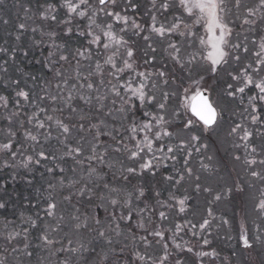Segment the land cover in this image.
Instances as JSON below:
<instances>
[{
	"label": "trees",
	"instance_id": "16d2710c",
	"mask_svg": "<svg viewBox=\"0 0 264 264\" xmlns=\"http://www.w3.org/2000/svg\"><path fill=\"white\" fill-rule=\"evenodd\" d=\"M110 1L87 0L69 13L67 0H0V97L5 98L0 100V264H176L177 259L179 264H260L255 255L247 261L237 252L241 240L234 248L227 226L229 217L243 214L246 194L261 193L258 187V192L237 189L222 207L214 196L209 203L202 197V215L210 217L214 207L223 222L213 218L219 228L200 234L195 224L184 223L170 198L187 174L177 183V167L175 174H167L171 160L142 170L144 148L130 158L137 139L149 134L141 130L150 123L148 98L163 100V93L150 85L144 104L121 85L136 88L149 81L138 73L157 53L141 44L145 37H159L147 27L153 20L148 8L162 1L146 0L149 20H141L139 4L130 0H122L115 11L103 10ZM117 13L129 22L122 26ZM133 22L142 23V29ZM106 31L122 43H110ZM94 37L99 41L92 42ZM105 43L112 46L105 48ZM129 49L132 72H117L123 64L113 68L106 63L112 52L124 56ZM158 65L153 73L159 76L165 64ZM70 86L74 89L67 96ZM250 147L264 152L263 141Z\"/></svg>",
	"mask_w": 264,
	"mask_h": 264
},
{
	"label": "rangeland",
	"instance_id": "374dc122",
	"mask_svg": "<svg viewBox=\"0 0 264 264\" xmlns=\"http://www.w3.org/2000/svg\"><path fill=\"white\" fill-rule=\"evenodd\" d=\"M161 1L162 4H152L148 8L153 13L152 16L156 15L155 23L162 22L160 25L167 29L176 18H179L180 26L174 32L166 31L162 38H159L161 35L155 32L159 37H147V40L142 41L141 44L142 46L148 44L147 47L155 48L154 52L157 53V57L152 59V64L146 65L147 69L142 70L145 79L149 78L148 82L144 80L143 92L152 85L160 90L159 94L163 93V100L155 96L150 103L146 102L150 107V110L146 109V111L149 113L152 131L147 136L152 141V151L150 152L147 146L143 147L148 151L143 153V157H147L142 163L151 161L150 168H152L154 163L159 164L160 167L168 164L169 160L173 161L167 174H175L177 167L179 173L173 176L177 183L187 174L186 178L176 186L170 198L178 210L181 209L179 201H184V211L180 210L184 214V223L195 224L200 234H205L213 227L219 228L220 225L217 222L222 223L223 220H219L218 216L215 217L217 211L214 207V210L209 211L210 217L202 215L205 203L201 201L202 197L208 198V203L215 197V204L222 207L227 196L232 198L234 192L241 187L246 192L248 190L258 192V184L264 187V152L259 148V151L258 149L254 151L250 147L251 144L264 142L263 134L256 136L257 132L264 131V100L259 99L260 93L254 83L246 87L243 93L236 91L237 87L243 86L241 73L247 72L254 82L264 79V65L259 63L261 59H264V50L261 49V43L264 42V10H259V0H239V7L236 6L237 0H223L224 10L221 15L230 31L225 36L226 43L222 45L226 55L213 72L211 61L205 59L212 49L200 43L201 38L207 40L204 22L197 24L193 17L187 16L180 8L179 0ZM146 2V0H130V3L139 4L136 10L141 15V20L150 18L149 11L144 6ZM122 3V0H111L103 10L115 11ZM165 3L169 5L166 10L163 7ZM250 8L257 9L254 16L248 15ZM144 13L146 15L148 13L147 17L142 16ZM246 19L249 23H245ZM116 20L120 21L122 26L126 24L125 19L116 18ZM149 22L148 29L153 27L150 25L153 20L150 19ZM136 25H139L135 28L136 30L142 29V23ZM157 43H160L159 46L156 45ZM112 44L117 45L114 42ZM170 44L175 45L179 51L176 52L170 48ZM236 45L239 47H235ZM112 54L116 67L124 65L125 60L132 63V68L135 67L133 58H129L127 53L121 56L116 50ZM173 55L177 56L181 63H176L172 58ZM156 61L158 64H165L164 70L161 71L165 73L163 77L158 76L156 72L153 73L156 66L160 67ZM108 65L111 64L108 63ZM127 70L132 72V69ZM233 76H240V79L234 80ZM170 81H173L172 84ZM229 85L232 87L229 88ZM136 88H141V85ZM73 89L71 86L67 87V96ZM197 91H206L211 103L217 108L218 121L209 129H205L189 113L190 101ZM230 92L234 95H229ZM250 97H256V99L250 101ZM160 104H164L165 107L161 109ZM138 107L140 108L139 103ZM253 107L256 109L255 112L252 111ZM158 114L164 117V121L159 124L152 118H159ZM253 115L258 117L255 123L251 119ZM189 120L192 124L185 127ZM236 125L240 127L233 132L232 129ZM245 130L250 133L246 140L242 138ZM165 131L171 134L164 136ZM156 132H161L159 139L155 136ZM193 135L198 139L192 140ZM144 137L137 139V142L143 141ZM169 147L173 149L172 152L168 151ZM174 155L180 156V159H174ZM184 161H188L186 165ZM250 161L254 162L249 163ZM253 172L259 174L257 180L249 177V173ZM260 192V194L248 193L244 196L243 214L234 215L238 219V226H235V217L231 219L232 216L227 218V226L234 248L237 247L238 237L240 240L242 236L248 239L250 246L244 247L241 240V246L244 249H239L237 252L247 261L250 257L255 258V255L260 264H264V212H260L257 207L259 202L264 200V188ZM229 209L228 206L227 210L230 211ZM205 221L208 223L205 224ZM201 225L204 227L202 228Z\"/></svg>",
	"mask_w": 264,
	"mask_h": 264
},
{
	"label": "snow or ice",
	"instance_id": "6c2138e0",
	"mask_svg": "<svg viewBox=\"0 0 264 264\" xmlns=\"http://www.w3.org/2000/svg\"><path fill=\"white\" fill-rule=\"evenodd\" d=\"M87 0H79V4H73L71 3V0H67L66 2V7L68 8L69 13L72 12H76L77 9L80 7V5L86 4ZM101 4L105 3V0H100ZM179 6L180 8L183 10V12L185 14H187L189 17H193L194 18V22L199 24L201 21L204 22V27H205V31L207 33V40H204L203 38L200 39V43L201 45H204L206 47H210L212 49V51H210L208 53V56L205 57V59L210 60L211 61V67H212V71L215 72L216 71V65H218L221 60H223V58L225 57L226 53L222 48V45H224L226 43L225 41V36L227 35V33L230 31V29H228L227 25L223 22V17L221 15V13L224 10V5H223V0H179ZM237 7H239V0H237ZM163 7L165 8V10L169 7V5L167 3L163 4ZM259 10H264V0H259ZM257 9H248V15L249 16H254L256 13ZM79 15L83 16L85 13L83 11L78 13ZM111 14V13H110ZM116 18L119 19H125V23H127L126 18H122L120 17V15L117 13L115 14ZM53 19H55V17H53ZM155 16H153V27H152V31L156 32L158 34H160L161 36H163L165 34V32H174L175 30H177L180 26L179 18H176L173 23L171 24L170 27H168L167 29H165V27L163 25H161L160 27H156L155 26ZM245 23H249V21L246 19ZM21 28H23V25L20 26ZM133 27L138 28L139 25H136L135 22H133ZM109 29H111V25H109ZM217 30H219V35H217ZM105 38L110 42V43H115L117 45L122 43V40L117 38L111 31H106L104 33ZM145 39H147V37H145ZM99 38L98 37H94L92 42H98ZM110 46L109 43H105L104 47L108 48ZM170 48L174 49L176 52L179 51V49L176 48L175 45H169ZM235 47H239V45H236ZM261 49L264 50V42L261 43ZM259 55V53L257 54ZM127 56L129 58L133 57V51L131 49L127 50ZM173 60L176 61V63H181L180 59L173 55L172 56ZM61 59H64V57H61ZM191 62V61H190ZM106 63H109L112 65L113 68H116L115 63L113 62L112 58L109 57L108 61H106ZM261 65H264V59H261L259 62ZM183 66V65H181ZM99 69V65L97 66ZM125 69H132V63L129 62V60H125L124 62V68H116V71L118 72H123ZM255 70V69H254ZM139 76H144V73H138ZM159 75L161 77H163L165 75L164 72H160ZM241 76L243 77V86L237 87L236 91L243 93L245 88L248 87L249 85H252L254 83V86L256 89L259 90L260 96L259 99L264 100V79H261L259 81H253L252 77L247 73H241ZM234 80H239L240 76H233ZM89 88H92V85L89 84L88 85ZM121 87H123L125 89V91H130L132 93L133 96H136L141 102H143L145 100V95L143 92V84L141 85V88L137 89V88H132L131 84H127V85H121ZM232 85H229V88H231ZM114 91H116V94L119 95V91L114 89ZM17 95L20 97H24L27 98V93L24 91H19L17 92ZM229 95H234V93L230 92ZM165 96L167 97V94H165ZM4 97H0V100H4ZM149 101L151 100V97L148 98ZM256 99V97H250V101ZM192 100L194 101V103H192L191 105V112L192 114L197 117V119L202 122V124L204 125L205 129H209L211 128L214 124H216L217 122V108L209 101V99L207 97H205L201 92L197 91V93L195 94V96L192 97ZM5 103H7L5 101ZM159 107L161 109H163L165 107L164 104H160ZM186 107V105H185ZM255 108L253 107L252 111L255 112ZM145 115H149V113H145ZM153 119H156L157 124L161 123L164 121V117L160 116L159 118L156 117H152ZM50 119V118H49ZM253 123H255L258 120V117L253 115L251 117ZM192 124V121L189 120L187 125H185V127H188ZM43 124H40L39 127H43ZM64 131V133H68L69 132V128L66 125H60ZM240 125H236L235 128L232 129L233 132H236L237 128H239ZM142 131H146V132H151L152 131V126L149 123H144L142 126ZM137 128L133 127L131 129L132 133H136ZM171 133L165 131L163 132L164 136H168ZM250 135L249 132H247L245 130L244 132V136L242 137L243 139H247L248 136ZM155 136L157 139H159L161 137V132H156ZM33 140L36 139V137H32ZM131 139H136V136L133 135L131 137ZM198 137L193 135L192 136V140H197ZM147 146L149 151H152V141L151 139H149V137L147 135H145L143 141H138L136 144V151H130V158H136L139 155V152L143 150V147ZM9 145L5 144L3 145V148H8ZM69 151H71V149H69ZM169 152H172L173 149L171 147L168 148ZM77 152H79V150L77 149ZM41 156L43 157V153H41ZM254 161H250L249 163H253ZM151 161H146L144 163H142L140 165L142 170L145 169H149L151 167ZM128 172H133L134 169L133 168H128L127 169ZM253 176H256L257 173L253 172L252 173ZM113 203H116L115 201H113ZM179 204L181 205V211H184L183 208V204L184 201L180 200ZM4 207V205L0 204V208ZM54 205L50 204L49 205V209L53 208ZM258 210L260 212H264V200H261L259 202V204L257 205ZM49 215H51L52 213L49 212ZM161 217H164V213L162 212ZM205 224H207L208 222L205 221ZM201 227L203 228L204 225H201ZM101 235H103V233H101ZM155 235L157 236H161L162 234L160 232H156ZM46 239V238H45ZM241 240L243 242L244 247H249V243H248V239L244 238L243 236L241 237ZM205 243H207V241H205ZM177 248H179L180 246L177 245ZM188 251H191V249H188ZM200 255H207V253H202ZM141 259H143L141 257ZM162 259H167V256L163 257ZM176 264H179V259H177Z\"/></svg>",
	"mask_w": 264,
	"mask_h": 264
},
{
	"label": "water",
	"instance_id": "95a60500",
	"mask_svg": "<svg viewBox=\"0 0 264 264\" xmlns=\"http://www.w3.org/2000/svg\"><path fill=\"white\" fill-rule=\"evenodd\" d=\"M110 0H105V3L104 4H106V3H108ZM99 3H100V0H99ZM101 4V3H100ZM104 4H101V5H104ZM205 97H207L208 99H209V96H208V93L206 92V91H200ZM209 101H210V99H209ZM211 102V101H210ZM192 103H194V101L191 99V101H190V104H189V113L193 116V118L196 120V121H198L200 124H202V122H200L198 119H197V117H195L193 114H192V112H191V105H192ZM217 118H218V112H217ZM203 125V124H202ZM215 125V124H214ZM213 125V126H214ZM204 126V125H203ZM212 126V127H213Z\"/></svg>",
	"mask_w": 264,
	"mask_h": 264
},
{
	"label": "flooded vegetation",
	"instance_id": "af4514ba",
	"mask_svg": "<svg viewBox=\"0 0 264 264\" xmlns=\"http://www.w3.org/2000/svg\"><path fill=\"white\" fill-rule=\"evenodd\" d=\"M187 16H188V15H187ZM217 121H218V118H217ZM216 123H217V122H216ZM215 125H216V124H215ZM256 148H257V146H256ZM249 174L251 175L252 173H249ZM258 175H259V174L257 173V175H256V176H253V178H254V179H258ZM258 188H259L260 191H261L264 187H263V185L261 186L260 184H258Z\"/></svg>",
	"mask_w": 264,
	"mask_h": 264
}]
</instances>
